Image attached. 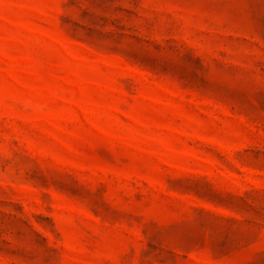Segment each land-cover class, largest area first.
Segmentation results:
<instances>
[{"label":"rangeland","instance_id":"1","mask_svg":"<svg viewBox=\"0 0 264 264\" xmlns=\"http://www.w3.org/2000/svg\"><path fill=\"white\" fill-rule=\"evenodd\" d=\"M0 264H264V0H0Z\"/></svg>","mask_w":264,"mask_h":264}]
</instances>
